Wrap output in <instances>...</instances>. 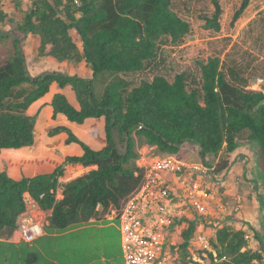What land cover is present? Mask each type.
<instances>
[{"label": "trees", "instance_id": "1", "mask_svg": "<svg viewBox=\"0 0 264 264\" xmlns=\"http://www.w3.org/2000/svg\"><path fill=\"white\" fill-rule=\"evenodd\" d=\"M77 1L32 0L22 22L0 10V24L10 27H0V39L14 37L13 53L0 59V152L34 144L39 109L33 113L29 109L53 84L70 88L78 105L69 102L63 92H56L48 103L52 118L62 113L69 121L82 124L89 117H104L106 144L93 149L69 127L58 125L48 135L66 132V143H78L83 154L66 156L52 172L21 179L0 171V236L13 234L28 194L46 212L48 225L59 229L104 219L112 210L119 213L124 199L140 183L137 159L145 144L177 156L186 144H194L197 152L190 161L210 166L222 149L235 151L246 134L264 169V92L228 78L220 55L199 61V79L187 71L172 80L161 73L139 81L129 78L158 68L161 46L180 43L191 32V23L174 10L173 0ZM213 1L215 11L207 26L219 30L222 8ZM249 3L242 0L234 20ZM14 4L21 7L22 1L14 0ZM28 37L33 38L39 57L60 63L84 60L92 76L58 70L31 72L24 51ZM97 78L106 82L100 97L94 93ZM40 136L39 132V140ZM67 163L95 167L60 181ZM228 164V160H220L214 174L226 170ZM59 190L62 197L57 198ZM196 218L176 217L177 264L190 261L188 246ZM256 236L258 243L253 248L245 229L216 226L211 244L217 256L214 261L209 252L210 262L264 264V241Z\"/></svg>", "mask_w": 264, "mask_h": 264}, {"label": "rangeland", "instance_id": "2", "mask_svg": "<svg viewBox=\"0 0 264 264\" xmlns=\"http://www.w3.org/2000/svg\"><path fill=\"white\" fill-rule=\"evenodd\" d=\"M21 1V7H17L14 4V0H2L0 3V10L8 16H11L16 22H22L25 11L31 7L32 0ZM217 1L222 8V14L219 18V23L222 21V24H220L219 30L207 26V20L213 16L215 11V3L213 0H173L174 10L191 23V32L185 36L180 43L168 42L167 44L161 46L159 59L157 60L158 68L153 69L152 71L147 69L144 72L131 75L129 78L139 81L144 77L151 79L154 74L161 73L172 80L177 73L187 71L191 76H196L197 79H199V61H206L209 56L213 55H220L222 60H226L225 51L227 46L230 44L232 37L226 36L225 34L230 32L231 29L229 27L234 26V23L237 20H234V16L236 11L240 8L242 0ZM222 25L224 26V30H221ZM0 27L4 30H9L10 28L4 23H1ZM219 35L224 36L217 37ZM13 38L14 37L12 36L0 39V59L8 58L13 53ZM24 51L26 54L27 65L33 73H39L43 70H58L68 73H75L74 71H76L77 74L81 72L82 75H85L87 70L90 69L89 65L84 60L80 63L72 62L73 65L77 66L70 69L66 63L53 62L49 58L39 57L37 55L32 37H28L24 40ZM43 59L45 61H43ZM90 76H92L91 72ZM105 85L106 82L102 78L94 80V93L96 96H101ZM62 91L67 96L69 102H71L74 106L78 105L74 93L70 90V88L60 89L57 84L53 85L52 90L44 97H50L52 96L50 94ZM39 108L40 104H34L30 107V110H33L32 112H36ZM245 138L246 134L242 135L240 140H244ZM196 152V145L186 144L179 152V156L185 159L193 160L195 159L194 154ZM211 163H215L214 158L211 159ZM227 171L228 174L225 177L224 185L217 183V181L212 179L208 173L199 177V182L206 183L209 186V189L213 192L214 196V199L211 201L210 213L204 219L206 228H208L210 233L213 234L216 226L218 227L224 224L235 227L241 226L242 228L246 227L249 246L256 248V235L258 232L255 228H251L249 222L243 220L241 216H239V213H237L236 203L234 202L233 204L234 194L229 190V182L230 178L234 179V183L237 184L235 190H238L241 195L246 193L242 184L247 185V183L243 182V180L251 182L250 186L255 189L258 188L259 184L257 181H254L252 177H248L247 168L244 169V167H241L240 171L236 173L235 178L233 174L234 172L229 174V171H231L230 168H227ZM231 182L233 183V181ZM108 222L109 221L104 220L101 223ZM99 223L100 222H97V224ZM79 226L80 225L72 226L68 229H59L48 224L45 225V231L50 234L58 235L48 239V242L50 243L49 251H47L48 255L50 254L49 256L56 259L57 264H88V262L93 258L98 259L95 263L90 264H110L109 262H103L99 259L100 255L103 253V243L99 239L101 236L106 234L110 240L112 239L111 242L106 243L108 245H106V250L109 253L111 251L115 252V250H117V246L120 247L121 233L118 230H112L109 232L106 229L96 227L66 232L69 229H74ZM83 236L87 237L88 240L86 242H82ZM118 237L120 240L118 239L117 241ZM28 244L29 243L22 242L14 245L0 242V264L5 263V257L9 260L8 264H18L19 257H22V260H25L28 257L33 258L34 254L38 256V260L34 264L49 263V261L41 253H39L36 246L30 247ZM115 264H126L123 252L121 254V258L118 259Z\"/></svg>", "mask_w": 264, "mask_h": 264}, {"label": "crops", "instance_id": "3", "mask_svg": "<svg viewBox=\"0 0 264 264\" xmlns=\"http://www.w3.org/2000/svg\"><path fill=\"white\" fill-rule=\"evenodd\" d=\"M220 24H222V21ZM229 28L231 29L230 32L225 34L226 36L232 37V40L225 51V69L227 71V77L237 83L243 84L246 88H249V86L252 83H255L258 78L264 79V0H250L249 5L235 21L234 26ZM221 30H224L223 25ZM220 36L224 35H219L217 37ZM43 61L45 60L43 59ZM66 64H68V68L70 69L77 66L73 65L72 62ZM74 72L77 73L76 71ZM90 72L92 74L90 69L87 70L85 76H90ZM79 74H81V72ZM53 85L51 86L50 91L52 90ZM252 89L262 90L264 92V82L261 85H255ZM55 93L56 92L50 94L52 95L50 97H43L34 103L40 104L35 124L34 144L20 148H3L0 152V171L6 172L14 179H21L24 176H34L39 173L52 172L58 165L64 162L66 156L83 154V149L78 143H66V132H60L54 136H49L47 134L50 129L58 125L69 127L80 139L85 141L93 149H101L106 144L104 117H89L85 119L82 124L69 121L62 113H58L56 118L53 119L51 116L52 110L48 103ZM32 111L33 110L29 109V112ZM39 132L42 135L40 136L42 137L40 140L38 139ZM214 159L215 163H218L220 160H228V168L231 169L229 174L234 172V178L236 173L240 171V168L244 167V169L247 168L248 177H252L254 181L258 182V188L255 189L250 186L251 182L243 180V182L247 183V185L242 184L246 193L241 195L238 190H235L237 184L234 183V179L230 178L229 190L234 194L233 204L234 202L236 203V195H241V205L238 207L236 203L237 213H239V216H241L243 220L249 222L251 228H255L264 241V169L259 165L255 147L249 143L247 139L240 140V144L235 151L229 153L225 149H222L219 155ZM92 167L95 166L85 167L82 164L67 163L65 164V174L60 178V181H66L78 176L90 170ZM231 181H233V183ZM59 194L60 197H62L60 190ZM104 220L109 222L101 223ZM97 222L100 223L97 224ZM91 227L106 229L109 232L112 230H118L120 232L118 220L111 219L108 216L104 219H91L87 224L80 225L74 229H69L66 232ZM243 229L246 230L247 228L244 227ZM53 236L58 235L50 234L44 230L43 234L35 239L33 243L28 244L30 247H37L39 253L49 261V263L46 264H57L56 259L49 256L50 254L48 255L47 252L49 251L50 245L48 239ZM118 239L120 240L119 237L117 238V241ZM87 240V237H82V242H86ZM99 240L103 243V253L100 255L99 259L103 262L115 264L117 260L121 258V241L120 247L117 246L115 252L111 251L109 253L106 250V243L111 242L112 239L110 240V238L104 234ZM0 242L17 245L24 241L19 239L17 233L13 232L11 236L1 235ZM97 259L98 258L91 259L88 264L95 263ZM37 260L38 256L35 254L33 255V258L28 257L25 260H22V257H19L18 264H34ZM8 261V258L5 257L4 264H8Z\"/></svg>", "mask_w": 264, "mask_h": 264}, {"label": "built area", "instance_id": "4", "mask_svg": "<svg viewBox=\"0 0 264 264\" xmlns=\"http://www.w3.org/2000/svg\"><path fill=\"white\" fill-rule=\"evenodd\" d=\"M263 82V78H258L249 88ZM139 153V185L124 199L119 213L112 210L107 215L118 220L125 263L177 264L180 250L176 217L186 215L195 219L196 215L198 223L188 246V264H212L208 254L212 252L216 261L217 253L211 244L214 233L206 228L204 219L210 213L214 196L206 183L199 182V177L208 173L217 183L224 185L227 169L214 174L217 163L209 166L203 161L160 153L155 146L147 144ZM235 200L239 207L241 195H236ZM48 223V216L38 201L26 195V208L18 216L14 233L20 240L31 244L43 234Z\"/></svg>", "mask_w": 264, "mask_h": 264}]
</instances>
